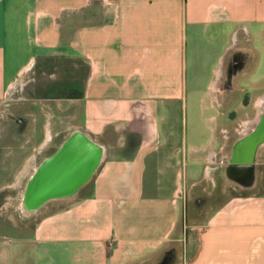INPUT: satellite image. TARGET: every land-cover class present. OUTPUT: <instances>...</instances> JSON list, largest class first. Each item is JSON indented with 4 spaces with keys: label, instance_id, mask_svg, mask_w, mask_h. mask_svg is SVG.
I'll list each match as a JSON object with an SVG mask.
<instances>
[{
    "label": "crops",
    "instance_id": "obj_1",
    "mask_svg": "<svg viewBox=\"0 0 264 264\" xmlns=\"http://www.w3.org/2000/svg\"><path fill=\"white\" fill-rule=\"evenodd\" d=\"M255 39H264V0H0V115L15 117L3 138L25 124L13 137L22 144L4 155L8 186L72 127L106 150L86 190L41 211L23 235L13 226L0 264H264V148L247 187L223 164L264 96L242 119L226 89L244 73L264 75ZM63 57L68 77L42 84L37 72ZM199 82L206 134L188 143L179 115ZM205 184L225 196L186 234L182 190Z\"/></svg>",
    "mask_w": 264,
    "mask_h": 264
},
{
    "label": "water",
    "instance_id": "obj_2",
    "mask_svg": "<svg viewBox=\"0 0 264 264\" xmlns=\"http://www.w3.org/2000/svg\"><path fill=\"white\" fill-rule=\"evenodd\" d=\"M261 107L257 117L249 122L251 126L247 131L239 132L230 142L229 158L223 163L227 176L238 186L251 184L256 158L264 148V96ZM51 145L52 150L46 154L33 156L19 175L18 186L13 188L21 189L18 209L32 218L30 223L41 211L78 196L80 189L92 181L106 151L79 126L61 134L58 141L46 148Z\"/></svg>",
    "mask_w": 264,
    "mask_h": 264
},
{
    "label": "rangeland",
    "instance_id": "obj_3",
    "mask_svg": "<svg viewBox=\"0 0 264 264\" xmlns=\"http://www.w3.org/2000/svg\"><path fill=\"white\" fill-rule=\"evenodd\" d=\"M252 42L253 47L256 50H259V62H260V73H264V69L262 68L264 64V39L261 41L259 40H253ZM263 42V43H262ZM50 60L53 59L52 57H48ZM241 63L243 62V58L241 57ZM57 61L58 59L55 58ZM60 66L58 68H55L54 70L48 69L47 74H40V72H37V77L39 78V75L41 78H39V81H41L42 84H51L52 80V75L55 74L54 79H59V78H67V69H68V62H67V57H63V59L57 61ZM254 63V58L250 55L247 57V66L249 69H252ZM244 69V68H243ZM245 70V69H244ZM208 70L202 69L199 71V76L200 79L203 80V77L206 79ZM248 72V70H247ZM43 73V72H42ZM228 72H226L227 74ZM252 73L247 74L244 73V76H242L240 79H237L235 82L228 80V83L226 84V89H229L232 94L231 99L234 98L233 100L236 101V96L238 95L240 99V110H239V116L241 115V118H248L252 116V112L249 111V109H244L243 105L245 103V99L243 98H254L255 94H260L261 89L260 86L262 85L260 82L257 85H252V77L250 76ZM43 78V80H42ZM45 78V80H44ZM256 79V78H254ZM52 80V81H51ZM49 82V83H48ZM40 83V84H41ZM198 88H189L187 94H188V100H187V107L186 109L184 108L182 110V114L179 115V133L181 137L187 139L188 143L189 142H196L204 135L206 132L203 129V125L201 123V120L203 118V113H208L209 110H199V100L206 99V95L204 94L203 90H206L205 88L201 87V82L196 84ZM53 88L52 86L48 87V89H42L41 92L36 93L38 97L47 95V92H49ZM264 91V90H263ZM59 93V92H58ZM62 95V94H58ZM72 96V93H70ZM14 96L12 95V98ZM237 103H235L236 107ZM232 107V106H231ZM234 107V108H235ZM231 108L229 110V116H233L235 113H238L236 109ZM222 112H227L226 107L223 109H220ZM232 110H235V113L232 112ZM247 111V112H246ZM14 119L15 117H9L8 115H3V117L0 115V241L8 243L9 244V235L14 237L15 232L17 230V234L22 233L25 234V231H29L33 228L32 224L30 223L32 218L29 217L28 215L24 214L21 212L18 207V197L20 195L21 189L14 190L13 188L8 186V174H7V169H4V160L5 157L4 155L11 153L14 148L13 147H18L20 144H22L21 141H14L13 137L20 136L19 134L21 133V128L22 126L24 127L25 124L22 121L20 122V119H18V122L15 121V124L12 127L13 129V135L11 138H3V133H6V125L7 123L5 120H10ZM243 121V120H242ZM11 125V124H10ZM19 173V172H18ZM18 173H14V179L15 177L19 176ZM12 173L9 175V178L11 179ZM13 179V181H14ZM190 186V185H189ZM205 189H201L200 186L193 187L191 188L188 192L187 189L182 190V195L185 196V198H189L190 200H186L185 204V219L183 221L184 224V230L186 231V234H193L194 230L199 229L204 222L206 221V217L212 209H214L217 204L220 203V201L223 199L222 197L225 196L221 192L218 191V185L216 187H211L212 189L207 190V185L205 184ZM210 187V185H208ZM224 190H229L228 186L224 187ZM221 195V196H220ZM227 197V196H226ZM224 197V198H226ZM49 209H56V207H49ZM33 222V221H32ZM13 226L16 227V230H14ZM20 232V233H19ZM4 235V237H3ZM2 236V238H1ZM11 238V237H10Z\"/></svg>",
    "mask_w": 264,
    "mask_h": 264
},
{
    "label": "flooded vegetation",
    "instance_id": "obj_4",
    "mask_svg": "<svg viewBox=\"0 0 264 264\" xmlns=\"http://www.w3.org/2000/svg\"><path fill=\"white\" fill-rule=\"evenodd\" d=\"M251 77H252V85H257L259 82L262 84L261 86H260V88H262L261 89V91L262 90H264V75L263 76H260V77H258V78H256V79H254V77H255V74L253 73L252 75H250ZM245 99V103H244V105H243V107L244 108H249V106L251 105V101H252V99L253 98H243V100ZM250 111V110H249ZM52 147H53V145H51L49 148H40V149H36L35 150V155L36 156H42V155H44V154H46L47 152H49L50 150H52ZM90 182L91 181H88L81 189H80V191L78 192V193H81V192H83V190H86L87 188H88V186L90 185Z\"/></svg>",
    "mask_w": 264,
    "mask_h": 264
},
{
    "label": "bare ground",
    "instance_id": "obj_5",
    "mask_svg": "<svg viewBox=\"0 0 264 264\" xmlns=\"http://www.w3.org/2000/svg\"><path fill=\"white\" fill-rule=\"evenodd\" d=\"M261 104V103H260ZM259 104V105H260ZM260 107H261V105H260ZM259 107V108H260ZM262 108V107H261ZM261 108H260V110H261ZM251 126V124L249 123V122H246L245 123V125L242 127L243 129H241V130H239L240 132H245V131H247V129L249 128ZM24 172H26V170L24 171ZM24 174V173H23ZM22 174V175H23ZM18 181H17V183H16V186H18V183H19V181H21V178H20V176L18 177V179H17Z\"/></svg>",
    "mask_w": 264,
    "mask_h": 264
}]
</instances>
